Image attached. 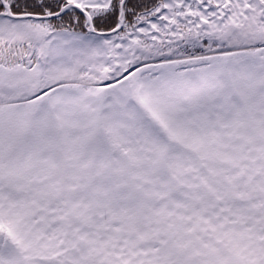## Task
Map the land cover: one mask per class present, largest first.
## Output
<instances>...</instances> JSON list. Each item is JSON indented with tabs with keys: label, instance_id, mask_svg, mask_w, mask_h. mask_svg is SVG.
Segmentation results:
<instances>
[{
	"label": "snow or ice",
	"instance_id": "6c2138e0",
	"mask_svg": "<svg viewBox=\"0 0 264 264\" xmlns=\"http://www.w3.org/2000/svg\"><path fill=\"white\" fill-rule=\"evenodd\" d=\"M0 264H264V0H0Z\"/></svg>",
	"mask_w": 264,
	"mask_h": 264
}]
</instances>
